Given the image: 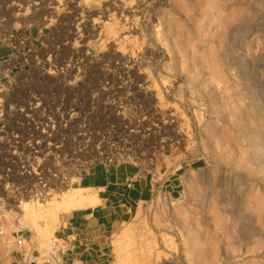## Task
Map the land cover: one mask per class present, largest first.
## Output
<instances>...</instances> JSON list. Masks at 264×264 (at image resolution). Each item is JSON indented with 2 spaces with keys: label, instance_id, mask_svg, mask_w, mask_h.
<instances>
[{
  "label": "rangeland",
  "instance_id": "374dc122",
  "mask_svg": "<svg viewBox=\"0 0 264 264\" xmlns=\"http://www.w3.org/2000/svg\"><path fill=\"white\" fill-rule=\"evenodd\" d=\"M15 2L0 0V17L40 36L42 56L58 70L148 75L162 108L192 125L194 146L188 155L167 150L156 167L149 166L152 155L136 166L82 164L79 179L51 193L29 219L21 207L26 202L0 207V264H43L51 253L52 264H64L58 231L72 213L98 209L108 195L109 201L130 195L135 203L127 204L129 213L116 204L106 211L122 220L107 227L103 246H91L103 247L100 262L88 256L99 264H264V0ZM171 75L183 85L162 97ZM184 161L194 166L182 186L176 193L162 187L170 195L157 199L165 166ZM129 169L140 172L142 195L133 197L135 186L128 190L126 183L110 193L97 187L104 175ZM65 190L91 202L50 212Z\"/></svg>",
  "mask_w": 264,
  "mask_h": 264
},
{
  "label": "built area",
  "instance_id": "2783aa9c",
  "mask_svg": "<svg viewBox=\"0 0 264 264\" xmlns=\"http://www.w3.org/2000/svg\"><path fill=\"white\" fill-rule=\"evenodd\" d=\"M40 38L0 17V207L45 202L79 179L82 164L136 166L152 155L149 166L156 167L167 150L189 154L192 125L175 109L162 108L148 75L58 70L50 56H42ZM181 85L171 75L162 97ZM134 184L132 179L125 186ZM155 191L157 199L170 195L162 186ZM25 242L20 236L16 244ZM55 258L51 253L43 264Z\"/></svg>",
  "mask_w": 264,
  "mask_h": 264
},
{
  "label": "crops",
  "instance_id": "0c3cea01",
  "mask_svg": "<svg viewBox=\"0 0 264 264\" xmlns=\"http://www.w3.org/2000/svg\"><path fill=\"white\" fill-rule=\"evenodd\" d=\"M193 166L194 163L188 161L181 162L179 167L172 169L168 168L166 165V171L162 175L164 178L160 185L164 189L169 190L170 193H176V190L183 184L182 175H184L185 172ZM167 173H169L168 176H166ZM136 178V169L116 170L112 171L110 175H104L100 181L101 183H97V187H100L104 189V191L106 190L110 193V191L114 189V186H124L128 180L133 179L135 181V187L134 191L130 194L133 197H137L142 195L144 185L142 181H138ZM111 195L114 196V193H111ZM109 196L110 195H108V197ZM108 197L102 199L104 201V205L98 209L91 210L89 213H81V211L72 213L65 226L58 231L57 239L66 247V250L62 253L64 264H92L91 262L93 259H88V256L92 257V255L95 256L98 262L101 261L100 258L104 255V252L101 249L103 247L96 250L91 246L93 244H101V246H103L104 240L107 239L105 236L107 233V227L110 224L113 226L115 223L122 220L121 216H115L106 211L112 208L113 204H116V207L127 208V213H129L130 208L127 207V204L129 205L130 202L135 203L133 199H130V195L128 196V199L124 197L119 199L116 195L110 201ZM90 226H96L97 229L91 232L88 230V227ZM98 262L94 260L93 264H99Z\"/></svg>",
  "mask_w": 264,
  "mask_h": 264
},
{
  "label": "bare ground",
  "instance_id": "6f19581e",
  "mask_svg": "<svg viewBox=\"0 0 264 264\" xmlns=\"http://www.w3.org/2000/svg\"><path fill=\"white\" fill-rule=\"evenodd\" d=\"M21 1L22 0H16L15 3H21ZM22 3H24V2H22ZM114 36H115V34H114ZM74 191L70 192L68 190H65V191L59 193L58 195H60V196L56 199V200H58V205H50V206H48L49 207L48 209H50V212H56L57 210H61V209L64 212H69V211H73V210H77V209H83L91 202V201L89 202L87 200V198H85L81 193H75ZM53 199H55V198H53ZM46 206H47L46 203H41V202H34L33 203L32 201L26 202L25 204H23L21 206L22 207V212L24 214L23 216L25 218H28V219L32 218V217H34L36 215V213L38 211L41 210V208L46 207Z\"/></svg>",
  "mask_w": 264,
  "mask_h": 264
}]
</instances>
